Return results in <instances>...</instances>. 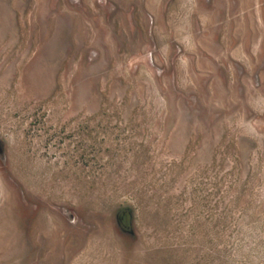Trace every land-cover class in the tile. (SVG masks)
I'll return each instance as SVG.
<instances>
[{
	"label": "rangeland",
	"instance_id": "obj_1",
	"mask_svg": "<svg viewBox=\"0 0 264 264\" xmlns=\"http://www.w3.org/2000/svg\"><path fill=\"white\" fill-rule=\"evenodd\" d=\"M0 264H264V0H0Z\"/></svg>",
	"mask_w": 264,
	"mask_h": 264
},
{
	"label": "flooded vegetation",
	"instance_id": "obj_2",
	"mask_svg": "<svg viewBox=\"0 0 264 264\" xmlns=\"http://www.w3.org/2000/svg\"><path fill=\"white\" fill-rule=\"evenodd\" d=\"M120 215H121L120 218L117 217V220L120 219L121 224L123 225L122 227H125V228L128 227V222L130 221V216H131L130 211L125 210V212H122V214H120ZM118 223H119V221H118Z\"/></svg>",
	"mask_w": 264,
	"mask_h": 264
},
{
	"label": "trees",
	"instance_id": "obj_3",
	"mask_svg": "<svg viewBox=\"0 0 264 264\" xmlns=\"http://www.w3.org/2000/svg\"><path fill=\"white\" fill-rule=\"evenodd\" d=\"M122 212H125V210H123V211H121V212L118 213V218H120V216H121L120 214H122ZM131 219H132V216H130V221L128 222V227H126V228H125V227H122L123 225L121 224L120 219L118 220V221H119L118 224L120 225V227H121L123 230H125V231H130V229H131V226H130V225H131Z\"/></svg>",
	"mask_w": 264,
	"mask_h": 264
}]
</instances>
